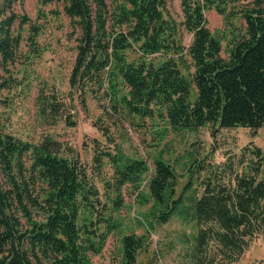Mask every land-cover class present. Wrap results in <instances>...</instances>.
<instances>
[{
	"label": "trees",
	"instance_id": "trees-1",
	"mask_svg": "<svg viewBox=\"0 0 264 264\" xmlns=\"http://www.w3.org/2000/svg\"><path fill=\"white\" fill-rule=\"evenodd\" d=\"M15 1L0 0L3 69L20 40L12 30ZM40 1L59 2L76 32L69 86L81 94L101 91L107 113L133 129L149 125L151 145L169 131L209 125L212 134L216 128L264 125V0H178L180 20L168 11V0ZM207 9L221 17L224 45L207 26ZM182 31L190 34L186 46ZM36 33L32 26L31 43ZM39 105L41 112L58 108L44 98ZM94 144L96 167L102 158L111 167L104 201L78 157L61 154L49 137L21 139L0 122V264H92L91 256L118 230L123 189L134 194V202L147 204L144 220L161 224L177 215L191 223L194 256L213 242L219 255L234 262L252 238L263 235L264 141L242 149L249 157L227 164L233 173L227 181L202 179L200 192L191 168L176 191L174 168L160 154L147 162ZM118 242L113 264H134L145 236L127 232Z\"/></svg>",
	"mask_w": 264,
	"mask_h": 264
},
{
	"label": "rangeland",
	"instance_id": "rangeland-1",
	"mask_svg": "<svg viewBox=\"0 0 264 264\" xmlns=\"http://www.w3.org/2000/svg\"><path fill=\"white\" fill-rule=\"evenodd\" d=\"M167 9L176 20L181 19L178 0H168ZM12 11L16 14L12 30L19 34L20 40L13 61L6 69L0 67V80L6 82V87L0 90L3 100L0 122L5 130L21 139L38 142L49 137L59 146L61 154L78 157L98 189L101 201L106 200L104 180L109 178L111 167L105 158L101 166L96 167L92 160L97 150L94 140L99 142L98 150L113 152L119 148L124 154L144 158L147 162L160 154L174 168L176 191L186 183L188 168H191L193 187L199 192L200 182L206 176H220L223 182L230 179L233 173H229L227 164L236 162L242 155L249 157L242 150L244 147L263 146L264 125L256 130L216 128L212 134L209 125L192 131H169L157 145H151L153 129L149 125L145 129H133L107 113L106 99L101 91L96 94L94 90H87L81 94L69 86L76 32L72 31L59 2L16 0ZM204 16L212 35L224 45L228 34L221 17L213 9L205 10ZM32 26L37 27L33 43L29 40ZM181 34L182 44L186 46L190 34L185 31ZM133 55L129 53L128 56ZM42 98L57 102V110L53 113L45 108L41 112L39 100ZM195 160L204 166L203 169L194 166ZM223 168L226 171H222ZM129 193L123 189L122 206L115 214L120 222L118 230L107 237L98 255L91 256L92 264H113L119 256L118 239L127 232L145 236V244L137 252L134 264H264V233L252 238L234 262L219 255L218 246L213 242L204 253L194 256L192 236L195 228L191 223L177 215L161 224L150 218L144 220L147 204L134 202V194ZM135 219H141L142 223Z\"/></svg>",
	"mask_w": 264,
	"mask_h": 264
}]
</instances>
